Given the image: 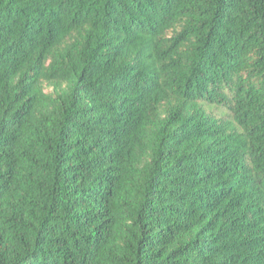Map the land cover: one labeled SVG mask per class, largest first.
<instances>
[{
    "label": "trees",
    "instance_id": "trees-1",
    "mask_svg": "<svg viewBox=\"0 0 264 264\" xmlns=\"http://www.w3.org/2000/svg\"><path fill=\"white\" fill-rule=\"evenodd\" d=\"M0 264H264V0H0Z\"/></svg>",
    "mask_w": 264,
    "mask_h": 264
},
{
    "label": "rangeland",
    "instance_id": "rangeland-1",
    "mask_svg": "<svg viewBox=\"0 0 264 264\" xmlns=\"http://www.w3.org/2000/svg\"><path fill=\"white\" fill-rule=\"evenodd\" d=\"M47 91H49V90H47ZM226 115H227V113L224 114V115H221V113H219V111L215 113V116H217V117H220V116H226Z\"/></svg>",
    "mask_w": 264,
    "mask_h": 264
}]
</instances>
